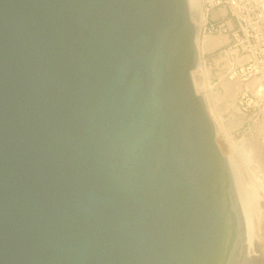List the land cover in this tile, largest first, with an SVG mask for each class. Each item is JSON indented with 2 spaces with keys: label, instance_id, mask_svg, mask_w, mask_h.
Here are the masks:
<instances>
[{
  "label": "water",
  "instance_id": "obj_1",
  "mask_svg": "<svg viewBox=\"0 0 264 264\" xmlns=\"http://www.w3.org/2000/svg\"><path fill=\"white\" fill-rule=\"evenodd\" d=\"M196 40L189 0H0V264H264Z\"/></svg>",
  "mask_w": 264,
  "mask_h": 264
},
{
  "label": "rangeland",
  "instance_id": "obj_2",
  "mask_svg": "<svg viewBox=\"0 0 264 264\" xmlns=\"http://www.w3.org/2000/svg\"><path fill=\"white\" fill-rule=\"evenodd\" d=\"M205 17L207 19V16ZM227 17H229V14ZM227 17L219 21L222 22ZM217 22L215 21V23ZM205 34L207 33L201 30L197 38L200 40ZM217 35L225 34L220 33ZM219 46L213 50L202 51L204 61L202 69L204 79L202 81L204 89L207 88V92H209L208 88L210 89L209 85H211L210 96L213 101V109L217 112V115L219 113L225 125V135L222 133L218 140L219 147L230 158L238 179L241 180L243 187L247 188L252 181H250L249 176L253 179L249 172L252 167L260 170L259 173L264 183V100L258 99L251 91L254 87L253 84L259 82L258 78H255L249 84L243 85L242 90L238 92L240 84L231 82L225 75L226 62L220 59ZM216 59H218V62H216ZM206 68H209V73L205 75ZM194 74L198 80L202 77L200 72ZM222 77L234 84V90L237 91L234 98L229 96L222 85ZM260 209L262 211L261 207ZM258 221L259 225L256 228L258 234L261 235L260 219Z\"/></svg>",
  "mask_w": 264,
  "mask_h": 264
},
{
  "label": "built area",
  "instance_id": "obj_3",
  "mask_svg": "<svg viewBox=\"0 0 264 264\" xmlns=\"http://www.w3.org/2000/svg\"><path fill=\"white\" fill-rule=\"evenodd\" d=\"M195 1L207 16L202 32L228 36V41L218 47L219 56L230 59L225 75L229 80H240L239 91L243 85L258 78L259 82L253 84L251 91L258 99L264 100V0ZM225 17L227 19L219 21ZM260 87L262 90L258 92Z\"/></svg>",
  "mask_w": 264,
  "mask_h": 264
},
{
  "label": "bare ground",
  "instance_id": "obj_4",
  "mask_svg": "<svg viewBox=\"0 0 264 264\" xmlns=\"http://www.w3.org/2000/svg\"><path fill=\"white\" fill-rule=\"evenodd\" d=\"M190 3V7L192 9L191 12L193 15V19L195 22V26H196V30H197V35H199V32H201L203 25H205L207 19H206V12L203 9V7L198 4L195 0H189ZM205 14V15H203ZM199 30V31H198ZM226 35V34H225ZM225 35H217V34H205L203 36L202 39H198L196 40V45H197V49H198V54H199V65L198 67L192 72V78H193V82H194V86L196 91L201 95L210 115L212 116L215 126L217 128L218 131V137H217V143L218 140L220 138V135H225L224 133V129H225V125L222 122L221 117L216 114L217 112H215V110L213 109V101L211 99V85L210 89L208 88L209 92H207V88L204 89V84H203V79H204V74L202 72L203 69V59H202V51L203 50H213L214 48H216L217 46L225 43L228 38ZM225 53L228 54V51H225ZM221 60H224L226 62L227 65H229L230 59H228L227 56L220 57ZM216 62H218V59H216ZM196 74L198 72L201 73L202 77L199 78V80L195 77V73ZM209 73V68L205 69V75ZM228 77V75H226ZM231 82H235L237 84L241 85L240 80L237 78L235 80H230ZM230 81L226 80L224 77H222L221 83L224 86V88L226 89L227 93L229 94V96L231 98H234V96L236 95V90H234V84L231 83ZM239 87V85H237ZM204 90V91H203ZM262 87H260L258 89V92H261ZM239 91V90H238ZM205 99V100H204ZM234 105V103H232ZM219 145V144H218ZM230 159V158H229ZM231 161V160H230ZM232 164V163H231ZM251 176L253 177V179H251V177L249 176V179L251 181V184H248V187L246 188L245 186L243 187L242 185V194H243V202H244V207H245V217H246V224H247V230H248V239L249 242L252 241L251 239V228H250V223H249V213H248V204L247 202L249 201V204L253 210V215L255 217V221H256V227H258L259 225V219H260V214H261V209L259 207V199H264V183L263 180L261 178V174L259 173L260 170L256 169L254 167H252V170L249 171ZM259 191V192H258Z\"/></svg>",
  "mask_w": 264,
  "mask_h": 264
}]
</instances>
